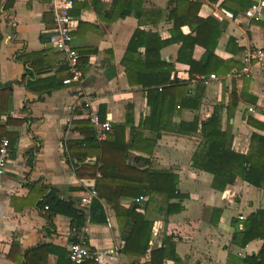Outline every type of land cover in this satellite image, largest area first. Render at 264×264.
I'll use <instances>...</instances> for the list:
<instances>
[{"label": "crops", "instance_id": "0c3cea01", "mask_svg": "<svg viewBox=\"0 0 264 264\" xmlns=\"http://www.w3.org/2000/svg\"><path fill=\"white\" fill-rule=\"evenodd\" d=\"M223 1L188 0L195 4L188 10L190 25L176 27L169 18L175 0H72V44L80 56L83 77L79 84L64 85L67 67L49 44L54 28L50 4L0 0V140L9 141V159L0 175V264H68L73 221L64 212L49 221L47 210L38 206L51 194L60 204L72 203L74 209L89 213L92 199L89 204L81 200L94 189L101 163L95 166V148L73 146L68 152L67 142L85 138L76 123L96 113L113 126L108 135L129 146L140 122L150 117L147 93L140 85L128 84L123 63L137 32L136 53L141 60L151 49L153 59L173 67L170 80L187 83V95L194 94L198 86L203 93L199 103L175 107L165 116L159 113L158 125L139 131L141 139L154 142L151 155L136 149L126 152L127 166L176 176L178 197L166 203L164 195L135 198L126 192L104 190L113 205L103 199L104 215L97 214L93 223L87 219L81 228L88 248L104 254L99 263L84 264H132L138 260L120 253L123 241L115 213L120 208L129 210L133 204L139 206L133 214L152 222L150 250L166 249L165 259L155 263L226 264L228 254L243 258L260 251V239L243 248L231 239L247 217L264 211V186L255 188L237 178L222 191L213 188L212 175L192 167L198 137L177 131L181 123L197 120L200 124L217 110L221 129L229 131L231 150L236 153H247L253 133L264 136V131L246 123L247 119L264 121V69L252 64L242 73L241 62L245 49H264V0H227L225 9ZM253 5L260 8L258 19L244 16ZM221 9L234 18H225ZM195 18L207 21L197 25ZM186 39L191 48L183 47ZM208 47L212 50L208 60L213 57L224 73L211 69L216 80L204 85L196 78L211 74L191 76L187 61L200 63L206 59ZM26 68L30 71L24 77ZM159 69L157 66L155 73ZM55 79L56 85L62 80L63 85L37 93ZM85 101L90 107L83 106ZM180 103L179 99L172 101L176 106ZM119 124L126 126L116 131ZM108 149L111 160L123 155L120 147L119 151ZM143 241L142 235L141 245ZM148 258L149 251L139 264Z\"/></svg>", "mask_w": 264, "mask_h": 264}, {"label": "trees", "instance_id": "16d2710c", "mask_svg": "<svg viewBox=\"0 0 264 264\" xmlns=\"http://www.w3.org/2000/svg\"><path fill=\"white\" fill-rule=\"evenodd\" d=\"M212 2L216 0H211ZM227 0L221 3V6L225 9L228 8ZM184 6L181 7L180 5ZM194 3L188 2V0H175V7L173 9V15H169L170 19H173L176 27L187 23L190 25L189 20L191 6ZM194 17L196 15L194 14ZM197 25L202 21L195 18ZM209 21V20H208ZM138 35L137 32L132 41L129 43L126 54L123 59L125 73L128 79V84L131 86L140 85L144 91L147 93V103L150 106L151 114L150 117L144 119L138 125L133 141L129 146L124 145L123 142H117L114 137L115 135H106L107 138L104 142L98 143L95 140V133L93 126L90 124L89 120L82 121L81 123H76V129H78L85 138L81 141H70L67 142L66 147L68 152L71 151L73 146H83L88 148H95L96 165L101 163L99 168H96L100 177L96 178L94 191L96 192V197L92 199L89 213L86 215L83 211H78L72 207V203L67 205H62L60 202L55 200L51 194L47 195L44 200L38 206L39 210H43L44 206H47V218L50 221L51 217L58 212H64L69 215L72 223L71 230L73 232V242L76 241V236L80 232L81 228L85 225L86 220L89 222H95L96 215H104V208L102 205V200L105 199L108 205L112 206L113 203L109 200L104 190L126 192L127 195L131 194L133 197L138 198L140 196H149L150 198L154 195H164L166 198V203L174 197L177 198V177L167 173V172H153L146 170H137L133 166H127L126 160L129 157L127 150H138L147 152L151 155L154 142L152 140L141 139L142 135L139 131L144 129H153L152 124L159 121L156 117L160 113L161 116L168 115L172 109L175 107H180L181 105L190 106L193 105L192 102L199 103L201 94L203 93V87L198 86L194 94H188L187 83L177 80L176 78L170 80L169 75L173 71L171 65L166 63H161L158 60L153 59L151 55V49L146 52V58L141 60L139 55L136 53L138 47ZM183 47H192L191 43L186 39L183 43ZM206 50V59H202L200 63H195L192 61H187L189 66V73L191 76L194 75H209L212 71H216L217 74L224 73L223 69L216 65V62L212 59L208 60L209 56H212V50ZM211 49V48H210ZM80 59V56H79ZM183 60V59H182ZM220 64L224 62L218 60ZM26 63V62H24ZM156 64V66H155ZM151 65H154L152 68ZM80 69L81 63H79ZM159 66V71L155 73V68ZM147 67V68H146ZM212 69V71H211ZM148 70V71H147ZM29 69L26 68V74L24 77L29 75ZM83 73V72H82ZM63 81V80H62ZM62 81L59 86L63 85ZM41 83L37 81V84ZM56 79L47 82V85L43 89H38L37 93L41 94L49 93L50 91L58 88L56 85ZM167 84L168 86H165ZM164 86V87H161ZM32 89L31 87H28ZM160 88V90H159ZM190 98H187V97ZM174 99H179L180 104L177 106L172 104ZM161 104H163L161 106ZM101 121H104L101 118ZM252 128L258 131H264V121L259 122L257 120L247 119L246 122ZM165 124L164 129H167ZM125 124L115 125V129L123 130ZM113 128V126H112ZM75 129V128H74ZM177 131L185 135H196L199 139V144L196 151L194 152L191 161L192 167L196 170L209 173L213 177V188L222 191L225 187L232 185L234 181L239 178L248 185L261 188L264 186V136H260L253 133L249 140V148L246 154L236 153L231 150V135L229 131H222L221 125L219 123V112L216 110L207 120L201 122L200 124L197 120L192 123H181ZM108 144L114 150H123V155L120 159L113 158L111 160L110 155L112 152L109 147L106 148ZM71 153V152H70ZM141 159V158H139ZM137 160V158H135ZM141 160H145L144 158ZM95 169V170H96ZM113 183V186H110ZM131 196V197H132ZM67 208L63 211L61 208ZM139 206L137 204L131 205L129 210L119 209L116 211V220L118 222L121 239L123 241V247L120 253L125 256H130L138 260L134 261L132 264H139V259H144L146 253L149 251V260L144 264H161L160 262L155 263V260H160L161 262L165 259L166 249H154L150 250L148 246V239L151 234L152 222L147 220L145 216L138 214H133L136 208ZM120 211V213H119ZM125 218V219H124ZM104 220V219H103ZM143 235V244H140V239ZM260 239L263 244L260 251L256 255L245 256L243 258L228 254V259L226 264H264V211L259 210L254 215L247 217L242 222V229L237 230L231 239V242L238 247H245L251 240ZM72 242V243H73ZM163 246H168L164 243ZM176 260V257L173 256Z\"/></svg>", "mask_w": 264, "mask_h": 264}, {"label": "built area", "instance_id": "2783aa9c", "mask_svg": "<svg viewBox=\"0 0 264 264\" xmlns=\"http://www.w3.org/2000/svg\"><path fill=\"white\" fill-rule=\"evenodd\" d=\"M50 4L51 11L54 18V28L49 36V44L54 50L60 54L67 67L68 77L63 81L64 85L79 84L83 73L79 66V55L74 49L71 36V18L69 12L72 8V0H43ZM220 12L228 20H232L233 14L221 9ZM244 16L247 18L258 19L260 17V8L257 5H253L248 8ZM242 73H247L252 64L257 65L261 69H264V49L263 48H247L244 50L242 58ZM200 83L207 85L210 81L216 80V76L211 74L207 78H196ZM84 107H90V103L85 101ZM249 111H253L249 108ZM89 122L93 126L95 131V138L97 141L102 142L105 140L106 135L112 131V125L109 121H101L96 113H90ZM69 123V121H68ZM9 159V141L7 139L0 140V175L3 174L4 168ZM96 192L92 188L87 197L82 198L83 204H89L90 200L95 198ZM141 198L136 199L138 202ZM48 209L47 206L44 207ZM242 220V217H238ZM75 232V230H71ZM104 253L92 251L88 248L87 236L83 230L76 236V241L71 243L68 247L67 259L68 264H84L87 261H93L99 263L101 256Z\"/></svg>", "mask_w": 264, "mask_h": 264}]
</instances>
